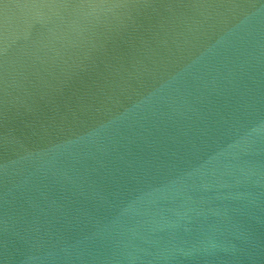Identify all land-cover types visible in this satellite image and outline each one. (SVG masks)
Listing matches in <instances>:
<instances>
[{
	"label": "water",
	"instance_id": "obj_1",
	"mask_svg": "<svg viewBox=\"0 0 264 264\" xmlns=\"http://www.w3.org/2000/svg\"><path fill=\"white\" fill-rule=\"evenodd\" d=\"M0 19L119 110L264 264V0H0Z\"/></svg>",
	"mask_w": 264,
	"mask_h": 264
}]
</instances>
